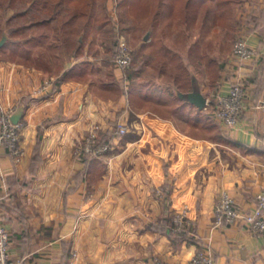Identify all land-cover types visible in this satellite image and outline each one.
Here are the masks:
<instances>
[{
    "label": "crops",
    "instance_id": "1",
    "mask_svg": "<svg viewBox=\"0 0 264 264\" xmlns=\"http://www.w3.org/2000/svg\"><path fill=\"white\" fill-rule=\"evenodd\" d=\"M147 1L127 0L141 8V14ZM172 2L156 0L157 16L142 31L137 46L141 66L152 74L138 75L136 83L120 91L117 98L103 94L115 87L96 79L97 65L88 44L92 37L85 44L79 31L86 24L81 25L79 16L73 18L75 5L59 13L50 26L37 27L31 24L35 19H26L23 48L15 53V61L11 49L0 50L5 56L0 59V109L14 114L23 108L20 120L26 125L25 154L19 161L0 145V200L6 201L5 207L17 208L11 213L0 208V225L12 234L9 252L13 259L25 257V264H61L68 247L71 264H153L155 254L186 264L209 244L216 264H264V235L254 234L244 222L213 225L221 191L230 192L243 211H250L257 204V193L264 189V107L260 106L264 36L252 19L255 10L264 9V0L233 2L236 10L245 9L241 24L236 22L235 27L258 49L256 58L242 60L230 45L227 52L219 46L216 59L209 61L205 45L209 22L207 16H198L209 0H196L194 8L191 5L182 14L173 10ZM88 5L94 6L95 1ZM172 21L190 43L184 64L176 65L179 82L173 83L162 80L169 58L158 72L151 63L157 48H162L163 57L176 54L160 38ZM7 36L6 42L11 39ZM82 62L91 67L64 77ZM214 65L218 66L211 73ZM59 79L63 81L55 88ZM46 80L53 84L43 89ZM196 82L208 97L203 108L171 93L185 83L183 92H189ZM235 83L243 87L244 106L239 121L229 126L217 118L218 101L212 97L227 93ZM196 116L214 121L217 132L201 122L195 124ZM116 118L128 132L124 140L115 139L114 151L88 161L74 155V143L92 125L99 122L108 132ZM39 143L40 159L36 170L29 172ZM170 179H174L172 204L154 193L157 185ZM11 188L14 194L8 196ZM183 204L194 219L195 233L189 237L195 240L175 243L153 224L171 218Z\"/></svg>",
    "mask_w": 264,
    "mask_h": 264
},
{
    "label": "rangeland",
    "instance_id": "2",
    "mask_svg": "<svg viewBox=\"0 0 264 264\" xmlns=\"http://www.w3.org/2000/svg\"><path fill=\"white\" fill-rule=\"evenodd\" d=\"M33 1L34 0H0V40L2 39L1 37L2 32H3V35L4 34L10 35L14 39H17V38L23 39L24 34H20V35L12 34L13 27H16L18 25H23L24 21L27 18L28 20L31 18L36 20L38 18H42L45 16V11L43 10L42 12H40L42 8L37 9L36 7H34ZM155 2L156 0H148L144 4L145 5L144 8H146L145 12H143L144 14H141V12L138 11L141 8L134 5V3L132 5V2H127V0H108L107 9L104 8L102 0H95L94 6L88 5V4L78 5V10L80 11L79 22L81 23V25L86 24V27L84 25L85 28L83 26H80L81 30L79 31V33L80 35H83V37L85 38V44H87L88 39L92 37L91 42L88 41L89 42L88 44H90V53L93 56V59L97 65L96 66L97 70L95 72L96 79L100 81H107V83L110 84V86L115 87L114 90L112 89L109 91H104L103 92L104 95L106 94L110 97L117 98V96L120 94V91L123 92L125 88L136 83L138 75L141 74L140 75L141 78H143L144 76L148 77L150 73L152 74V71H151L152 67L155 68L158 72L159 70L163 68V65L166 63L164 61H168V58H169V61L165 68L167 75H163V77L161 76L162 80L170 81L171 83H173L177 81L176 79L178 77H180L179 75L180 69L179 68L177 69L176 65L177 63H183V59H184L183 56H186L185 54H188L189 52L186 46L190 43L188 42L189 40L184 37L185 34H183V36L182 34L180 35V32H179L180 26L176 25L175 27V25L173 24L174 20L172 22H169V24H166L167 28L165 27L163 30L166 33L164 34L161 33L160 38L162 39L165 46L167 45L170 48L174 47L171 49H173V52L176 53L175 55H172L170 53V55H166L163 57L164 54L161 53L162 51L160 50L162 48L161 47L159 49L157 48L156 49V51L158 52V53L156 52L157 57L153 58L155 60H151L152 59L151 56L148 58V62L150 63V60H151V63H153L152 67L151 66L149 67L151 71L150 73L147 72L146 67L143 68V66H141V63H142L141 55H137V46H139L142 41L141 40L142 31L145 32L148 26L150 25L149 21H151L153 18L157 16L158 8H157V3ZM74 7H77V6L75 5ZM167 7L168 5L165 8L167 9ZM25 10L28 13L26 16L24 15L21 17V16L16 15V13L20 11H25ZM232 10L230 13H232L231 15L233 18L231 20L226 21L227 24H225L223 20H220L219 24H216V27L214 26L215 24L214 25L212 24V20L216 12V2L214 0L209 1L207 3V8L206 7L202 8L201 11L198 13V16L200 14L202 19L207 16V20L209 22V24H207L208 39L205 41L206 42L205 45L207 46L206 51H207L208 61L212 59H216V54H218V52L220 51L218 49L219 46H221L222 51L227 52V50L230 49V45H232L233 47L236 39L239 36H243L244 34V33H241L239 30H237L238 28L236 29L235 23L239 22L237 23V26L241 24L242 18L240 17V14L242 13V15H244L243 12H245V9L238 8L236 10L235 7H233ZM259 14H260V10H255V14H253V17L252 15H250V17H252L254 21H257ZM13 16H15V18L12 19ZM170 17L174 18L176 17V15L171 14ZM179 18L180 17L178 16L176 18V21H178ZM180 25H182V23ZM168 32H169V35L167 34ZM194 39L195 38L191 40L194 41ZM116 41H118L119 44L123 43L124 45L128 46L132 53V63L126 69L120 70L113 63L115 54L117 52ZM14 55L16 54L13 53L12 59L15 61L16 57ZM4 57L5 56L0 55V59L4 60ZM217 58H219V56ZM193 66L195 65H192L191 69H194ZM217 66L218 65H214L213 67H210L211 73H214L216 71ZM129 74L133 75L132 80L128 78ZM0 79H1V74H0ZM182 79L184 78L182 77ZM0 84H1V81H0ZM187 85L188 83H185L181 87L182 89L180 88V90L181 91L184 89L186 90ZM196 87L197 88L199 87L198 82H196ZM218 96L216 95V96H213L212 98L213 99L215 98V101H218ZM4 112L6 111H2V113ZM23 123L25 124V122ZM111 124H113V129H111L110 131H113L114 137L112 139V142L110 143L111 144L110 150L107 153L114 151L115 139L122 138L124 140L125 135L128 132L127 127L124 126V124H120L118 122V119L114 122L112 121ZM178 127H181V125ZM122 128H125L126 130L124 133L121 132ZM103 129L104 128L102 124L99 122L92 125V127L88 130V132L74 143V151H73L74 155L76 157H79L85 160L84 156H79L77 154V149L80 146H82L85 143L86 139H88V137H90L93 134L98 138V140L104 141L101 139V135L103 134V132H105V130ZM22 142H23V132H22V139H21V145H20L22 151L19 153V155H17V157L12 156V158H14L15 161H19L25 154V149H24V146L22 145ZM107 153L101 157H104L105 155H107ZM90 158H93V157H90ZM166 188H167L166 181L161 185H157L154 189L155 195L159 197L160 199L165 200V189ZM173 190H174V184H173ZM228 193L232 195L230 192ZM92 194H93V191L91 189L90 191H88L87 195L91 197ZM5 198L7 197L5 196ZM164 202H167V201H164ZM168 203H170V201ZM217 203H218V197H217L215 207H214V220H213V225L218 227V225L215 224V208H216ZM185 207L188 208L186 204H183L180 208L174 210V212L172 213V218H174V216L178 214V211L182 210ZM189 217L191 218L193 224L191 226V229L189 230L190 233H187V236H190L192 233L193 234L195 233L194 219L190 215ZM235 224H240V222L233 223L232 225H235ZM224 225H231V224L224 223ZM220 226H223V225H220ZM208 245L209 244L203 245L189 259V261L186 264L190 263L192 259L194 258V256L200 250L206 247H208L211 253L214 255V264H216L215 252L213 248ZM73 254L77 255L76 251ZM167 261L169 264H176V263L170 262L169 260L162 257L161 255L155 254L153 256V264H160L159 262H164L168 264ZM23 264H25V261ZM68 264H71L70 260L68 261Z\"/></svg>",
    "mask_w": 264,
    "mask_h": 264
},
{
    "label": "built area",
    "instance_id": "3",
    "mask_svg": "<svg viewBox=\"0 0 264 264\" xmlns=\"http://www.w3.org/2000/svg\"><path fill=\"white\" fill-rule=\"evenodd\" d=\"M233 52L242 60L255 59L259 51L253 47L248 39L243 35L239 36L233 46ZM132 63V53L128 46L120 43L114 58L115 66L122 70L129 67ZM1 74V67H0ZM1 81V79H0ZM53 84L52 80H46L42 88L47 89ZM244 106L243 87L240 83H235L232 88L224 94L218 96V105L216 109L217 118L226 125H235L240 117ZM261 107H264V99L261 100ZM12 111H6L1 114L0 126V145H5L11 156L17 157L21 150L22 132L25 127L23 121L14 122L12 120ZM125 128L121 132H125ZM111 144L106 141H100L93 134L85 143L77 149V154L84 157H101L110 150ZM257 204L250 211H243L237 204L236 199L228 192L223 191L218 196V203L215 208V224L220 226L233 223H245L248 228L257 235H264V189L257 193ZM173 231L176 233H190L193 224L189 217L187 207L178 211L173 218ZM12 235L3 225L0 226V264H23L25 257L13 259L10 256L9 248ZM160 264H166L159 262ZM168 263V261H167ZM169 264V263H168ZM188 264H214V255L208 247L200 250Z\"/></svg>",
    "mask_w": 264,
    "mask_h": 264
},
{
    "label": "trees",
    "instance_id": "4",
    "mask_svg": "<svg viewBox=\"0 0 264 264\" xmlns=\"http://www.w3.org/2000/svg\"><path fill=\"white\" fill-rule=\"evenodd\" d=\"M90 1L91 0H34L33 6L36 7L37 9L42 8L40 12H42L44 10L45 16L42 18H38V19H36V21H34L32 23L30 22V23L32 25H36L37 27L45 26V25L50 26L51 22L56 20L59 13L69 12L70 11L69 8L72 5L77 6V8L75 7L76 9H74V11H72L73 18H77V16H80V11L78 10V5L79 4H85L86 5ZM102 1H103L104 8L107 9V5H106L107 0H102ZM195 1L196 0H173L172 8L175 12H177V13L180 12L182 14V11L184 9L186 10V8L189 6L192 5V7L194 8ZM209 1H212V0H209ZM214 1L216 2V12H215V16H214L215 24H219L220 20H223V22L225 24H227L226 21L231 20L233 18L231 15L232 13H230V12L233 9V2L235 0H214ZM232 12H233V10H232ZM27 14L28 13L25 11H20V12L16 13V15L21 16V17L24 15L26 16ZM262 20H264V9L260 10L259 17H258L257 21H255L257 23L258 27H260V26L262 27L260 29V31H261V34L264 36V23L263 24L261 23ZM29 27L30 26H28V28ZM24 28H25L24 23H23V25H18L16 27H13L12 34L13 35L23 34ZM28 31H30V30H28ZM2 35H3V32L1 33V37H3ZM23 44H24L23 39H20V38L14 39L13 37H11V39H9V41H7L2 47H0V50H2L3 48H7V49L9 48L13 51V53H18L23 48ZM261 45L262 46L264 45V41L261 42ZM118 46H119V42L116 41V47L118 48ZM113 63H114V61H113ZM78 67L79 68H77L76 70L72 69V70L68 71V73L64 77H66L69 74L74 75L76 73L86 72L87 69H89L91 67V63L82 62ZM130 76H131V74L128 75V78H130ZM62 81H63V79H59V80L55 81V88ZM181 87H182V85H180L176 89H171V93L178 99L179 98L181 99V96L179 93V91H181L180 90ZM183 91L184 90H182V92ZM1 114H2V112L0 109V126H1ZM193 121L195 124H198L199 122H201L202 126L208 128L210 131H212V133L217 132V130H218L217 124L214 121L210 120L209 118H208V120L206 119L204 121L203 119H200L199 116H196L195 118H193ZM41 136H42V127H41V131H40V138H41ZM213 136L215 138L219 137L218 135H216V133L213 134ZM113 137H114L113 131L103 132V134L101 135V139L106 141V142H109V143L112 142ZM39 146H40V143L37 145V151H36L35 156L33 158V164L30 167L29 172H34L36 170V165L40 159V157H39L40 154L38 151ZM84 159H85V161L86 160L88 161L89 159H94V158L85 157ZM10 180L11 179L9 178V180H8L9 183L11 182ZM173 184H174V179H170V180L166 181V187L167 188L165 189V201H170V203L173 200ZM13 192L14 191L11 188V191L8 192V196H13V194H14ZM5 203H6V201L3 203H1V201H0V208H4V210L8 213L13 212L12 210L17 211V208L15 209L14 207H12V208L5 207L4 206ZM7 205L9 206L8 203H7ZM153 227L162 231V232L167 233L168 235H170L173 238V240L175 241V243L181 242L184 239H188L191 241L195 240L194 238L187 236V234L174 233L173 232L174 222H173L172 217L171 218L167 217V218L163 219L162 221L157 222L156 224H153ZM70 255H71L70 249L68 247H65V254H64L63 261L61 264H68V259H69Z\"/></svg>",
    "mask_w": 264,
    "mask_h": 264
},
{
    "label": "water",
    "instance_id": "5",
    "mask_svg": "<svg viewBox=\"0 0 264 264\" xmlns=\"http://www.w3.org/2000/svg\"><path fill=\"white\" fill-rule=\"evenodd\" d=\"M8 36L7 34L3 35V38L0 42V45L4 44L7 40ZM180 96L183 97L184 99H187L188 101H190L191 103L197 105L200 108H203L207 105L208 102V97L206 95H204V93L201 91L200 87H196V85L194 84V87L191 91L189 92H182L179 91ZM23 108L18 109L13 115H12V120L14 122H19V120L21 119L22 115H23Z\"/></svg>",
    "mask_w": 264,
    "mask_h": 264
}]
</instances>
